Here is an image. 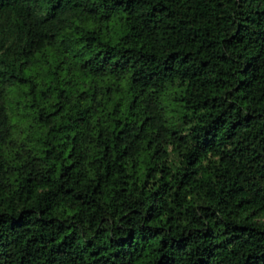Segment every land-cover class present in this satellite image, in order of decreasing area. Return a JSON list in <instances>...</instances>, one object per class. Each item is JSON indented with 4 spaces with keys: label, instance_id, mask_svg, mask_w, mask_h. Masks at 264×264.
<instances>
[{
    "label": "trees",
    "instance_id": "trees-1",
    "mask_svg": "<svg viewBox=\"0 0 264 264\" xmlns=\"http://www.w3.org/2000/svg\"><path fill=\"white\" fill-rule=\"evenodd\" d=\"M0 264H264V0H0Z\"/></svg>",
    "mask_w": 264,
    "mask_h": 264
}]
</instances>
